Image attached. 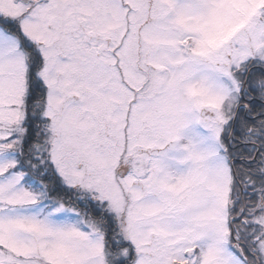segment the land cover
Segmentation results:
<instances>
[{
    "label": "snow or ice",
    "instance_id": "1",
    "mask_svg": "<svg viewBox=\"0 0 264 264\" xmlns=\"http://www.w3.org/2000/svg\"><path fill=\"white\" fill-rule=\"evenodd\" d=\"M0 264H264V0H0Z\"/></svg>",
    "mask_w": 264,
    "mask_h": 264
}]
</instances>
